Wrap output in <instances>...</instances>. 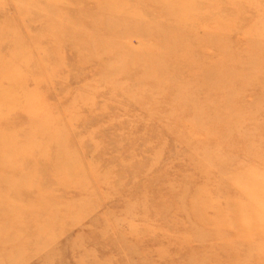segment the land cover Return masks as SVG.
Instances as JSON below:
<instances>
[{
    "label": "rangeland",
    "instance_id": "rangeland-1",
    "mask_svg": "<svg viewBox=\"0 0 264 264\" xmlns=\"http://www.w3.org/2000/svg\"><path fill=\"white\" fill-rule=\"evenodd\" d=\"M0 264H264V0H0Z\"/></svg>",
    "mask_w": 264,
    "mask_h": 264
}]
</instances>
